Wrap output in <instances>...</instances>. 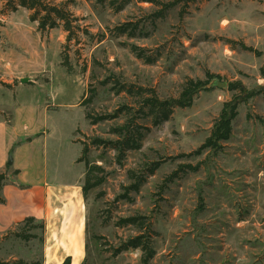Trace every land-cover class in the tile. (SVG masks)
Here are the masks:
<instances>
[{
  "label": "rangeland",
  "instance_id": "rangeland-1",
  "mask_svg": "<svg viewBox=\"0 0 264 264\" xmlns=\"http://www.w3.org/2000/svg\"><path fill=\"white\" fill-rule=\"evenodd\" d=\"M48 1L78 19L71 33L42 35L26 9L2 15L0 0V119L24 125L14 113L26 109V123L49 132L40 150L59 178H81L85 163H71L84 147L99 168L83 264H143L141 248L118 252L136 237L153 248L150 264H264V0H181L166 11L177 0ZM190 80L206 90L155 125L145 99H177ZM234 99L230 140L199 152ZM125 127L137 149L117 150ZM43 245L39 224L19 223L0 235V264H44Z\"/></svg>",
  "mask_w": 264,
  "mask_h": 264
},
{
  "label": "crops",
  "instance_id": "crops-1",
  "mask_svg": "<svg viewBox=\"0 0 264 264\" xmlns=\"http://www.w3.org/2000/svg\"><path fill=\"white\" fill-rule=\"evenodd\" d=\"M32 24L45 35L38 30L37 23ZM28 43L33 47V42ZM39 64L37 61L35 65ZM16 114L24 116V125L0 119V173H6L8 178L2 190L5 203L0 204V235L33 218L35 224L44 226V264H64L67 260L83 264L87 245V207L82 183L85 166L81 178L74 181L59 178L60 169L53 167L50 171L46 149L40 150L49 132L29 126L26 109L17 107ZM27 114V121L37 124L35 109ZM72 142L76 143L74 139ZM81 156L72 160L71 165H82ZM11 157L12 166L6 171Z\"/></svg>",
  "mask_w": 264,
  "mask_h": 264
},
{
  "label": "trees",
  "instance_id": "trees-1",
  "mask_svg": "<svg viewBox=\"0 0 264 264\" xmlns=\"http://www.w3.org/2000/svg\"><path fill=\"white\" fill-rule=\"evenodd\" d=\"M3 6L1 9V14H11L18 12L19 9H26L29 13V20L32 23H37L38 30L41 33H47L49 31L55 30L57 28H62L65 32L71 33L75 28L73 26L74 22H77L78 19L74 17L69 11L66 10L65 5H56L48 0H2ZM181 0H177L168 5H165V11L175 7ZM164 11V12H165ZM163 12V11H162ZM162 14V13H160ZM163 15L160 17L162 18ZM122 32H126L122 30ZM251 50V49H249ZM208 83L206 81H193L190 80L187 82L183 90L177 99H168L161 100L157 98V96H153L145 99L144 108H147L149 111V115L153 118L154 124L159 125L163 121L168 120L172 112L175 108H188L192 106L194 97L201 92L202 90H206V86ZM242 89L241 83H233L230 85V90H238ZM240 102L236 99L226 103L222 110L219 120L216 122L211 136L207 139L205 144L199 149V152L210 149L216 150L221 142L229 141L232 135V124L235 118L238 115V106ZM86 118L91 122V124L95 125L102 118L93 119L90 114L86 115ZM119 134H124L125 137L123 141H119L117 144V150H125V149H137L136 141L134 137L128 138V135L131 133L130 128L126 127L118 131ZM96 142H102L96 140ZM94 144H97V143ZM88 149L86 147L82 150V156L79 159V162L85 163L86 175H85V183L83 185V194L86 198L88 192L101 185L103 180L97 179L95 181V170L99 168L97 166L91 165L88 161H86L85 156L87 155ZM8 168H10L8 166ZM7 179L6 173L0 174V190H2L5 180ZM4 182V183H3ZM137 189V187L135 188ZM4 200L0 198V203H3ZM139 218H130L124 221V224L137 225L139 223ZM25 224H35V219L28 218L24 221ZM142 226V224H141ZM40 227L44 230V226L40 225ZM26 239H29L26 237ZM141 248L144 251V255L142 258L143 264H150L153 259L155 253L150 243L145 241L143 237H136L134 239L129 240L125 243L124 247L121 248L118 252L127 251L129 249H138ZM69 261V260H67Z\"/></svg>",
  "mask_w": 264,
  "mask_h": 264
},
{
  "label": "water",
  "instance_id": "water-1",
  "mask_svg": "<svg viewBox=\"0 0 264 264\" xmlns=\"http://www.w3.org/2000/svg\"><path fill=\"white\" fill-rule=\"evenodd\" d=\"M26 82H27V80H26ZM23 83H25V82H23ZM220 87L225 88L226 84H221ZM9 164H12V157L9 159Z\"/></svg>",
  "mask_w": 264,
  "mask_h": 264
}]
</instances>
